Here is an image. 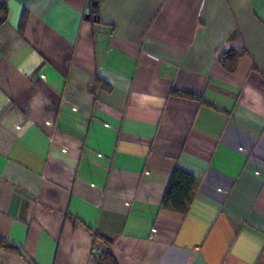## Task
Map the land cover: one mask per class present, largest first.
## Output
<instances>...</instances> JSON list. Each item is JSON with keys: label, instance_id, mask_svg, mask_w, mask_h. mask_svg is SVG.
<instances>
[{"label": "crops", "instance_id": "1", "mask_svg": "<svg viewBox=\"0 0 264 264\" xmlns=\"http://www.w3.org/2000/svg\"><path fill=\"white\" fill-rule=\"evenodd\" d=\"M0 238V264H95L101 238L116 264H264V0H0Z\"/></svg>", "mask_w": 264, "mask_h": 264}, {"label": "trees", "instance_id": "2", "mask_svg": "<svg viewBox=\"0 0 264 264\" xmlns=\"http://www.w3.org/2000/svg\"><path fill=\"white\" fill-rule=\"evenodd\" d=\"M91 16L93 19L95 18L96 8H91ZM237 58L238 54L236 52L228 51L220 56L219 63L226 72L232 74L235 71ZM195 187V178L176 168L170 175L167 183L161 203L162 208L179 214H185L189 207L191 195L195 190ZM101 241L104 244V248L101 250L100 255L95 258V264H116L110 251V241L105 238H101ZM0 249L14 253L20 252L17 247L1 238Z\"/></svg>", "mask_w": 264, "mask_h": 264}, {"label": "built area", "instance_id": "3", "mask_svg": "<svg viewBox=\"0 0 264 264\" xmlns=\"http://www.w3.org/2000/svg\"><path fill=\"white\" fill-rule=\"evenodd\" d=\"M19 128H22V126H20ZM100 253H101V250L99 248H93L91 250V256L93 258H97L100 255Z\"/></svg>", "mask_w": 264, "mask_h": 264}]
</instances>
